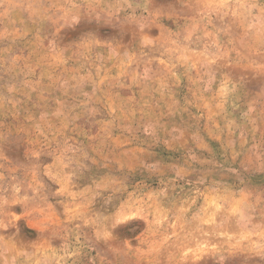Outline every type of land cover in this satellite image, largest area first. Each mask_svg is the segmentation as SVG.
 Here are the masks:
<instances>
[{"label": "rangeland", "instance_id": "rangeland-1", "mask_svg": "<svg viewBox=\"0 0 264 264\" xmlns=\"http://www.w3.org/2000/svg\"><path fill=\"white\" fill-rule=\"evenodd\" d=\"M0 264H264V0H0Z\"/></svg>", "mask_w": 264, "mask_h": 264}]
</instances>
